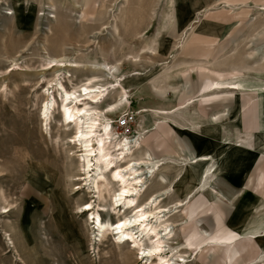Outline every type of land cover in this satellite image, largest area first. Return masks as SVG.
Returning <instances> with one entry per match:
<instances>
[{
  "label": "rangeland",
  "instance_id": "obj_1",
  "mask_svg": "<svg viewBox=\"0 0 264 264\" xmlns=\"http://www.w3.org/2000/svg\"><path fill=\"white\" fill-rule=\"evenodd\" d=\"M51 57L80 65L46 69ZM103 62L115 67L128 101L106 112L112 93L90 106L104 111L100 121L112 119L116 139H138L136 151L165 160L137 200L163 177L172 183L146 207L167 208L156 210L173 231L162 253L172 257L174 248L186 264L264 259V237L253 235L264 228V0H0V264L151 263L129 236L119 242L113 232L100 242L92 212L116 220L141 211H113L109 192L102 201L84 186L77 125L61 120L57 86L47 90L51 81L79 93L93 75L114 80L96 68ZM236 79L240 89L201 99L209 83ZM214 114L219 120L210 122ZM239 137L253 148L236 147ZM224 149L225 171L201 178L203 163L220 167ZM206 152L204 162L192 156ZM189 192L191 201L174 204ZM89 201L94 208L80 213Z\"/></svg>",
  "mask_w": 264,
  "mask_h": 264
},
{
  "label": "bare ground",
  "instance_id": "obj_2",
  "mask_svg": "<svg viewBox=\"0 0 264 264\" xmlns=\"http://www.w3.org/2000/svg\"><path fill=\"white\" fill-rule=\"evenodd\" d=\"M47 65L46 69L57 67V71H60L64 67L79 66L80 63L76 60L75 62H69L62 57H51ZM97 67L103 68L107 72V75L114 78V80L105 79V81H103L104 79H101L102 81L92 82L100 78L99 75H93L88 83L81 86L79 93L77 90L69 91L60 81L56 83L51 81L48 84L47 90L50 92L51 89L57 86L62 96V102L59 106L61 120L64 121L66 125L72 123H76L77 125V131L73 136L72 142H74L75 145L79 147V151H81L80 158L82 162L81 165L83 166L81 167L83 168L81 179L84 186L87 187L90 192L94 193L93 197L102 201L106 199L107 192H109L111 196L110 207L113 211L121 212L122 207L119 206L120 204H123V212L125 214L132 211L133 208H136L137 212L141 211L140 214L135 213L133 216L120 217L116 220H104L99 212H92V219L95 220L96 217L95 226L100 232V242L108 238V235L114 232L113 235L119 242L124 241L128 236L132 238V241L129 240L128 244L134 247V249H138V254H141L143 259L146 258L148 262H151L150 264L154 263L153 258L155 256L159 258L161 262L159 264H186L188 260L183 255L174 253V248L171 253L172 257H170L171 255H164L165 253H162L167 246L166 239H172L171 236L173 231L171 229L172 224L170 225L168 220L161 221L159 213H157L156 210L160 209V212H163L166 211L167 208L158 205L154 208L155 210L146 209V207H148L147 205L159 204V197L165 194L164 189H167V191L171 189L172 183L164 179V177L161 179L159 178L160 185L163 186L152 191L144 202L139 203L137 201L149 180H147L148 176H152L155 170L159 169L160 166L164 164L163 161L165 160L156 159L152 156L151 152H149L147 148L144 149V147L141 151H136L134 147H139L143 144L138 139H135V141L130 140L128 136L116 139V134L113 132L112 119L110 117H106V121H100V115L104 111L98 107L90 106V103H101L102 99L106 98L109 94L117 93L113 102L105 106L106 112L113 113L128 101V91L123 85L121 78H118L117 72L113 71V68H115L114 66H111L108 62H103L100 66H96V68ZM217 86L220 87L223 85L219 82ZM79 102L82 104L80 105ZM53 107L54 103L50 100L44 105L43 115L46 119L49 117V112ZM218 117L216 116L214 120L218 121ZM208 159L209 158L204 155L200 157L199 160L206 161ZM184 162L190 164L193 161L187 158L184 159ZM222 163L223 160L220 164ZM215 165L216 164H209L202 172L201 178L210 179L214 174H218L220 172V167L216 168ZM205 183L207 182L205 181ZM202 190H205V187ZM192 197V192H189L185 197L175 199L174 204L177 206H184L188 199L191 201ZM93 203V201L84 203L79 212L82 214L89 212L94 208ZM11 209L12 208L5 207L3 212H9ZM151 215L155 216L156 221L150 219ZM165 216H167V214ZM94 220L93 223L95 222ZM135 220L136 222L142 223L141 232L142 234L144 233V235L140 238L136 237L131 231H126V228H129L133 223L136 224L134 222ZM162 231L164 232L161 233ZM253 235L255 237H264V228ZM145 239L152 244L145 247L140 246L141 242ZM198 248L199 247L196 249ZM200 251H202V249H200ZM256 262L264 264L263 257H258Z\"/></svg>",
  "mask_w": 264,
  "mask_h": 264
},
{
  "label": "crops",
  "instance_id": "obj_3",
  "mask_svg": "<svg viewBox=\"0 0 264 264\" xmlns=\"http://www.w3.org/2000/svg\"><path fill=\"white\" fill-rule=\"evenodd\" d=\"M218 83L219 82H217V83H209L208 85H206L205 86V90L207 91V92H203L202 94H199V95H201V99L202 100H207V99H209V98H211V97H213V96H217V95H222V96H224V95H227L228 93H232L234 90H236V89H240L241 88V86H243V83H242V81H241V79H236L235 81H230V82H227L226 83V85H228V87H217L216 89L217 90H215L214 89V86H217L218 85ZM221 84H222V82H221ZM223 86H225L224 84H222ZM209 86H212V87H209ZM208 89H210V90H208ZM212 89V90H211ZM227 92V93H226ZM191 99H193V97L192 98H190L189 100H188V102L190 103L189 105H191V104H195V101L194 100H191ZM191 101V102H190ZM218 117V115H209V121L210 122H212V121H216V120H214L215 119V117ZM219 118V117H218ZM236 144H237V146L236 147H249V148H253V146L254 145H252V144H249V143H246V142H244L243 141V139H240V137L238 138V139H236ZM241 147V148H242ZM211 152H206V153H195L194 155H192L194 158H196L197 159V161L200 159V157H203L204 155L206 156V157H209V154H210ZM222 155H224L223 157V162L225 163V165H224V163H222V164H219L220 165V173H218L219 175H221L224 171H225V168H226V165H227V156L230 154L229 153V151H225V149H224V151L223 150H221V152H220ZM202 161V160H201ZM202 162H204V161H202ZM204 164V167H203V169H202V171H200V174H202V172L204 171V169L205 168H207L208 167V165L209 164H207V163H203ZM217 166H218V164L217 165H215V167L217 168ZM217 174H214L213 175V177L214 176H216ZM213 177H211V178H213Z\"/></svg>",
  "mask_w": 264,
  "mask_h": 264
}]
</instances>
